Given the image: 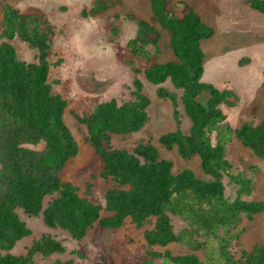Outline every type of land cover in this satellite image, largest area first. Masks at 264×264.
Segmentation results:
<instances>
[{"label": "trees", "instance_id": "1", "mask_svg": "<svg viewBox=\"0 0 264 264\" xmlns=\"http://www.w3.org/2000/svg\"><path fill=\"white\" fill-rule=\"evenodd\" d=\"M173 1L148 0L153 19L169 35L174 60L152 64L143 74L151 85L169 81L182 92L180 101L191 122L190 130L185 134L177 128L162 135L159 143L167 150L176 147L182 159L198 157L209 180L197 178L188 169L173 175L171 162L160 159L150 144H139L132 153L110 147L112 135L136 133L148 120L150 101L143 93V83L135 78L133 100L121 105L110 100L89 114L75 116L102 164L100 177L115 185L105 193L109 215L103 218L100 206L80 197L76 187L61 179L68 162L77 156L78 145L63 120L67 102L53 94L48 81L50 68L61 63L48 60L52 29L44 16L20 15L11 6L3 7L2 38L11 41L18 37L27 43L36 51V62L21 61L10 43H0V264H35L38 254L48 257L65 252L59 241L42 235L24 255L10 254L17 242L31 234L17 210L31 217L42 214L47 228L64 230L74 241H81L95 224L118 230L130 219L142 228L155 218L153 228L144 232L149 248L177 243L197 252L210 246L222 264H264V246L255 244L249 251L243 250V231H235L243 217L251 220L264 212V202L244 200L253 191L252 179L258 168L252 166L247 177L236 172L226 158L227 145L235 136L264 161V119L256 126L244 123L237 130L225 122L220 106L235 107L238 96L202 82L205 55L201 42L212 38L215 30L186 2L171 9ZM247 3L264 14V0ZM109 8L110 3L98 0L82 15L96 16ZM160 38L159 30L138 21L127 50L133 60L150 63L152 54L146 47L157 49ZM133 60L127 63L133 65ZM156 95L171 101L178 124L176 94L158 87ZM40 145L41 150L33 149ZM223 178L235 188L233 201L225 196ZM46 197L52 198L43 208ZM170 216L179 217L187 228L175 234ZM78 256L83 258L80 253ZM147 256L144 264H156V259L160 264H213L201 262L195 254L173 256L165 251L148 252Z\"/></svg>", "mask_w": 264, "mask_h": 264}, {"label": "rangeland", "instance_id": "2", "mask_svg": "<svg viewBox=\"0 0 264 264\" xmlns=\"http://www.w3.org/2000/svg\"><path fill=\"white\" fill-rule=\"evenodd\" d=\"M97 1L0 0V43H10L21 61L35 63L36 51L27 43L18 37L11 41L2 38V9L11 6L20 15L35 14L46 18L53 32L48 60L53 64L61 61L50 68L48 81L52 84L53 94L67 102L63 120L78 145V154L68 162L61 179L76 187L80 197L100 206V217L103 218L109 215L105 211V193L115 185L100 177L102 164L88 142L85 127L75 116L89 114L98 104L110 100H115L118 105L133 100L135 78L143 83V93L150 101L148 120L136 133L112 135L110 147L132 153L137 145L150 144L158 150L160 159L171 162L173 175L188 169L201 180L209 178L203 174L198 157L182 159L176 147L167 150L159 143L162 135L177 128L187 134L191 122L183 110L180 90H175L169 81L154 86L144 78V71L152 64L174 60L169 35L153 19L148 0H103L110 3L111 8L96 16H83L82 12L88 13ZM180 2L191 5L202 21L215 30L212 38L201 42L205 55L202 82L219 90H231L238 96L235 107L220 106L225 122L233 130L244 123L260 124L264 119V14L251 9L247 0H174L170 8L178 7ZM138 21L149 23L161 33L157 49L146 47L152 54L150 63L133 60L127 50L128 42L136 35ZM127 60H133V65H129ZM158 87L176 94L178 124L173 118L171 101L156 95ZM42 148L43 145H40L33 149ZM226 158L236 172L247 177L251 175L252 166L258 168L252 179L253 191L244 200L264 202V161L245 148L235 136L227 145ZM222 183L225 196L233 201L235 188L226 178L222 179ZM51 198L44 199L43 208ZM16 212L31 234L17 242L10 254L24 255L42 235L56 239L65 249L62 254L48 257L38 254L34 257L35 264H66L69 261L73 264H144L148 252L165 251L173 256L195 254L201 262L222 264L215 249L210 246L197 252L177 243L149 248L144 232L153 228L155 218H150L142 228H137L130 219L118 230L103 229L95 224L81 241H74L64 230L47 228L42 214L31 217L22 210ZM170 218L175 234L187 228L179 217ZM241 229L243 250L249 251L255 244L264 246V212L251 220L243 217L235 231ZM79 253L83 258H79ZM154 262L160 264L161 260Z\"/></svg>", "mask_w": 264, "mask_h": 264}]
</instances>
